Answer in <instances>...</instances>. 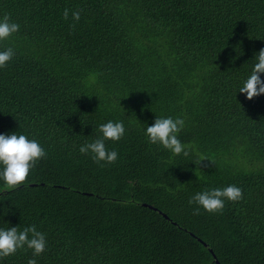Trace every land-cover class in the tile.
Instances as JSON below:
<instances>
[{
    "label": "trees",
    "instance_id": "trees-1",
    "mask_svg": "<svg viewBox=\"0 0 264 264\" xmlns=\"http://www.w3.org/2000/svg\"><path fill=\"white\" fill-rule=\"evenodd\" d=\"M5 15L20 29L0 42L16 50L0 133L47 155L26 187L0 181V227L44 232L37 264H264V94H237L264 49V0H0ZM157 116L185 119L188 156L149 142ZM109 120L126 128L106 141L115 163L80 152ZM229 184L243 199L194 211L196 192Z\"/></svg>",
    "mask_w": 264,
    "mask_h": 264
},
{
    "label": "clouds",
    "instance_id": "clouds-1",
    "mask_svg": "<svg viewBox=\"0 0 264 264\" xmlns=\"http://www.w3.org/2000/svg\"><path fill=\"white\" fill-rule=\"evenodd\" d=\"M80 11H72L74 20L80 19ZM69 10L65 9L64 17L67 19ZM20 25L5 15L0 18V42L17 33ZM14 47L0 48V69L6 67L15 57ZM254 64L250 74L242 78L237 85V94L243 93L248 99H253L264 94V49L255 54ZM186 121L182 117L157 116L155 122L147 125L145 135L149 142L179 156H188L187 144L180 138V133L185 128ZM102 134L91 142L80 146V152L93 153V158L99 161L115 163L119 158L117 150L106 145L107 140L120 141L126 134L124 122L109 120L99 125ZM47 155L45 148L35 138L19 132L0 133V181L9 188L27 186L30 171L36 162ZM204 160L201 159L199 163ZM196 162V161H195ZM197 163V162H196ZM197 163V164H199ZM243 199V189L235 184L224 187H214L202 192H196L190 203L198 205L194 211L198 214L202 207L209 213H217L223 210L227 201L236 202ZM143 205L151 208V204ZM153 209V208H152ZM48 245L47 236L37 230L35 225L20 229L19 226L0 227V264L2 258L14 255L21 249H32L33 258L28 264H37L35 257L43 254Z\"/></svg>",
    "mask_w": 264,
    "mask_h": 264
},
{
    "label": "water",
    "instance_id": "water-1",
    "mask_svg": "<svg viewBox=\"0 0 264 264\" xmlns=\"http://www.w3.org/2000/svg\"><path fill=\"white\" fill-rule=\"evenodd\" d=\"M151 208H154V207L151 206ZM154 209H157V208H154ZM165 216L168 217L167 215H165Z\"/></svg>",
    "mask_w": 264,
    "mask_h": 264
}]
</instances>
